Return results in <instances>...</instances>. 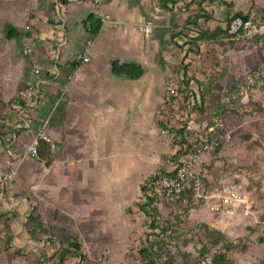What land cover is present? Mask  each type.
I'll use <instances>...</instances> for the list:
<instances>
[{"label": "crops", "instance_id": "1", "mask_svg": "<svg viewBox=\"0 0 264 264\" xmlns=\"http://www.w3.org/2000/svg\"><path fill=\"white\" fill-rule=\"evenodd\" d=\"M25 9L32 28L26 38L49 77L38 118L49 115L45 129L53 147L43 144L42 159L35 162L24 155L31 133L18 132L12 149L0 143V163L10 160L17 168L0 192V220L21 214L23 198L16 195L32 182L50 213L74 224L77 236L101 239L96 247L104 239L124 238L140 215L142 182L159 169L169 171L179 152L162 134L168 121L157 112L165 77H176L180 60L196 55L189 47L204 43L196 41L199 30L226 29L224 19L233 13L264 21V0H0V134L11 131L9 106L25 76L20 41ZM103 15L109 16L106 23ZM147 20L153 25L142 34L137 27ZM89 38L91 60L78 65L73 57ZM60 42L56 77L51 66ZM112 63L131 65L139 74L118 75ZM68 74L71 89L56 106ZM115 242H107L112 251Z\"/></svg>", "mask_w": 264, "mask_h": 264}, {"label": "rangeland", "instance_id": "2", "mask_svg": "<svg viewBox=\"0 0 264 264\" xmlns=\"http://www.w3.org/2000/svg\"><path fill=\"white\" fill-rule=\"evenodd\" d=\"M189 48L196 55L180 60L173 80L184 87L181 71L188 67L192 87L199 88L194 134L217 123L232 135L200 157L199 173L211 187L240 183L244 202L217 209L191 201L155 206L142 192L140 215L125 237L96 247L97 239L77 236L74 224L51 214L42 192L27 182L16 195L23 198L21 214L0 220V264H264V39L237 43L224 28ZM181 98L162 112L167 128L177 125Z\"/></svg>", "mask_w": 264, "mask_h": 264}, {"label": "built area", "instance_id": "3", "mask_svg": "<svg viewBox=\"0 0 264 264\" xmlns=\"http://www.w3.org/2000/svg\"><path fill=\"white\" fill-rule=\"evenodd\" d=\"M57 3L59 0H54ZM99 4L100 0H93ZM31 12L25 9L23 17L25 25L22 29L21 52L26 61V71L23 82L17 94V100L10 104L9 111L13 115V122L9 134H0V143L7 149H12L18 140V132L27 131L31 133L28 142L25 145L24 155L32 161L40 162V147L43 143H50L49 136L45 129L49 115L38 118L44 101L46 88L49 84V77L45 74L43 63L36 55L34 46L28 42L26 35L32 31L29 23ZM102 23L109 21L108 15H103ZM153 22L147 20L138 25L140 33H146ZM229 39L234 42H248L264 38V21L245 19L240 16H234L226 26ZM92 38H89L83 49L76 53L73 62L78 65L87 64L92 55ZM63 42L58 43L54 51L51 73L59 77L58 58L60 48ZM73 74H68L62 80L60 93L56 101V106L71 89ZM193 80H189V85L185 93H179L178 85L174 83L173 77L167 75L164 79V96L158 107L157 112L162 114L168 109L179 95L182 96V105L177 116V125L175 127L164 128L162 134L168 138L175 146L178 141V133L183 130L184 136L193 142L192 148L186 151L174 162L169 171L157 170L145 181L146 193L153 201V205L173 204L179 199L183 202L188 201L187 195L194 201L209 205L212 209L220 206L237 205L244 202L243 188L240 183L227 182L217 187L208 186L199 173V159L205 153L218 148L224 142L232 138L231 133L225 131L221 124H214L198 130L194 134L195 126L191 121L193 107L199 100V88L194 85ZM51 144V143H50ZM53 147V145L51 144ZM17 168L13 162L6 160L0 163V192L15 179Z\"/></svg>", "mask_w": 264, "mask_h": 264}, {"label": "trees", "instance_id": "4", "mask_svg": "<svg viewBox=\"0 0 264 264\" xmlns=\"http://www.w3.org/2000/svg\"><path fill=\"white\" fill-rule=\"evenodd\" d=\"M173 2H175V1H173ZM229 21H228V23H229ZM96 30H97V28L93 27V32H96ZM217 32L218 31L199 30L198 33H197V36H196V41L202 40L203 42H205V40L210 39L211 37H213V35L217 34ZM263 39L264 38H262V40ZM259 40H261V39H259ZM196 45L197 44H194L193 46H196ZM112 70H113V72H115L118 75H125V76H127L129 78H132V79L137 77V75L139 74V71L137 69H135L131 65H118L116 63H112ZM181 72H182V75H181L182 76V81H183V84L185 83V86L180 89V87L178 85V89H179V92H181L183 94L187 90V87L189 85L190 77H188L187 74H186V67ZM199 102H200V96H199V100H198L197 103H199ZM43 144H45V143H43ZM176 144L179 147V152L182 151V150H184V152H186V151H188L189 149L192 148L193 142H191L190 139H188L186 136H184V131L181 130L178 133V141L176 142ZM42 145H41V147H42ZM41 147H40V150H39V155H40V158L42 159ZM149 178H150V175L148 177H146L145 181L148 180ZM142 190H143L144 196L146 198L149 197V195L146 193V190L145 189H142ZM187 198H188V201L196 202V201L192 200V198L190 196H188V195H187ZM151 201H152V199L150 198V202ZM180 201H182V199H179L177 202H180ZM177 202H175V203H177ZM196 203H201V202L197 201ZM72 247L75 250H79V246L76 245V244H73Z\"/></svg>", "mask_w": 264, "mask_h": 264}]
</instances>
